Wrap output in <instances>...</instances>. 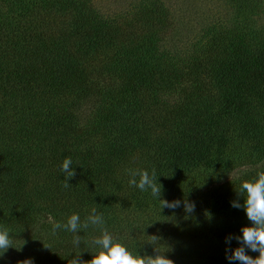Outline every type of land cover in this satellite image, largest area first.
Segmentation results:
<instances>
[{
  "label": "trees",
  "instance_id": "trees-1",
  "mask_svg": "<svg viewBox=\"0 0 264 264\" xmlns=\"http://www.w3.org/2000/svg\"><path fill=\"white\" fill-rule=\"evenodd\" d=\"M263 1L229 0L230 23L192 46L161 0L112 15L91 0H0V226L23 244L0 264L90 260L98 229L79 248L51 229L93 207L134 253L154 255L156 235L174 264H240L226 257L251 222L232 202L264 170V30L251 25ZM129 169L155 170L180 207L160 210Z\"/></svg>",
  "mask_w": 264,
  "mask_h": 264
},
{
  "label": "clouds",
  "instance_id": "clouds-1",
  "mask_svg": "<svg viewBox=\"0 0 264 264\" xmlns=\"http://www.w3.org/2000/svg\"><path fill=\"white\" fill-rule=\"evenodd\" d=\"M62 173H65L64 187L70 186L68 179L75 176L73 162L70 157H66L60 167ZM129 186L136 187L141 191H149L153 198L157 199L160 205V210L163 208L175 209L180 207L181 201L174 200L169 202L162 199V185L157 182L155 170L151 174L147 170L129 169ZM238 196L243 197V205L233 201L232 206L236 208L243 207L247 219L251 222V226L241 228L242 236L234 237L241 246L232 250V254L226 258L229 261H239L240 264H264V170L257 173V176L252 180H245L241 183ZM186 213H193L195 210L194 202L187 199L183 202ZM94 227L99 230L100 235L94 238L91 243L96 247V251L92 254L90 260L84 261L78 259L80 252L76 253V258L68 261V264H174L172 259H169L165 253L170 249L167 247L161 250V238L156 235H149L150 241L148 244L153 246L154 255H140L135 253L126 246L120 239L115 238L105 226V221L102 214L97 213L95 207L90 210V214L81 221V217L77 213H72L66 222H54L52 224V233L56 234L58 230L73 233V245L79 248L81 245V237L77 235L79 231ZM231 239V238H229ZM24 243V242H23ZM13 247L10 229L0 226V258H3L9 248L20 249ZM47 248V247H46ZM246 248L258 252V256L253 258L246 254ZM20 264H33L31 258L21 261Z\"/></svg>",
  "mask_w": 264,
  "mask_h": 264
},
{
  "label": "rangeland",
  "instance_id": "rangeland-1",
  "mask_svg": "<svg viewBox=\"0 0 264 264\" xmlns=\"http://www.w3.org/2000/svg\"><path fill=\"white\" fill-rule=\"evenodd\" d=\"M147 0H91V2L104 14L122 13L131 5H136V2L141 3ZM174 20L177 22L180 39L184 40L186 36L191 39L192 46L200 41L201 30H207L220 25L230 23V19L234 17L235 9L229 0H161ZM260 15L254 18V23L251 24L255 31L264 30V1ZM173 14V16H172ZM180 43V42H179ZM245 165L237 167L229 178L233 175L245 171Z\"/></svg>",
  "mask_w": 264,
  "mask_h": 264
}]
</instances>
